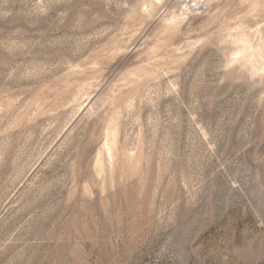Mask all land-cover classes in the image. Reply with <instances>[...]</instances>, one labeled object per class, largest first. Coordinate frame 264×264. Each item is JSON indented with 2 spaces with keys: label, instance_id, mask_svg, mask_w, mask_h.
<instances>
[{
  "label": "rangeland",
  "instance_id": "rangeland-1",
  "mask_svg": "<svg viewBox=\"0 0 264 264\" xmlns=\"http://www.w3.org/2000/svg\"><path fill=\"white\" fill-rule=\"evenodd\" d=\"M0 264H264V0H0Z\"/></svg>",
  "mask_w": 264,
  "mask_h": 264
}]
</instances>
